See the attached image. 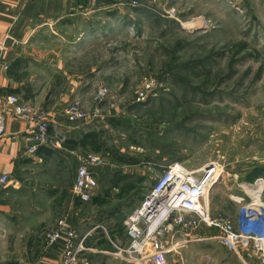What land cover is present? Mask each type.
I'll use <instances>...</instances> for the list:
<instances>
[{"label":"rangeland","instance_id":"rangeland-1","mask_svg":"<svg viewBox=\"0 0 264 264\" xmlns=\"http://www.w3.org/2000/svg\"><path fill=\"white\" fill-rule=\"evenodd\" d=\"M59 34L71 47L67 70L81 77L77 98L90 128L101 134L97 155L108 164L133 162L121 161L143 173L138 187L145 191L172 162L193 170L217 162L221 175H230L209 201L218 213L236 215L227 203L232 194L226 186L236 183L232 174L264 173V0H158L136 8L124 1L65 22ZM59 80L60 90L68 89ZM94 178L97 192L120 181L97 173ZM238 182L263 203L247 182ZM129 202H109L84 220L85 231L100 226L86 248L137 264L141 256L120 253L111 240L113 233L126 235ZM112 209L118 213L111 219ZM221 236L208 225L191 234L172 225L164 238L170 241L168 264H260ZM122 239L117 245L128 248L129 238ZM104 241L107 247L100 248Z\"/></svg>","mask_w":264,"mask_h":264},{"label":"crops","instance_id":"crops-1","mask_svg":"<svg viewBox=\"0 0 264 264\" xmlns=\"http://www.w3.org/2000/svg\"><path fill=\"white\" fill-rule=\"evenodd\" d=\"M124 1L127 0H0V108L8 95H19L47 112L50 134L59 135L61 140L58 148L41 144L32 153L33 123L11 112L6 114L5 135L0 138V177L9 175L13 181L0 193V264H60L70 230L76 232L77 243L85 238L92 239L90 237L100 226L91 224L85 231L82 223L94 219L97 209L109 202L129 200L126 218L150 190L138 187L143 179L142 172L125 169L126 165L118 160L122 165H91L94 176L97 173L120 179L111 184L109 191L95 190L92 200L84 202L73 188L84 157L97 154L87 146L83 148L79 141L96 130L90 128L88 120L73 124L66 114L68 104L79 97L77 78L81 77L67 70L72 60L67 55L71 47L59 31L65 22L90 16ZM59 78L66 82L68 89L60 90ZM227 175L213 187V196L223 192L222 184L230 174ZM232 175L236 183L226 186L232 194L227 203L231 207L235 205L238 213H218L220 209L218 212L214 209L218 206L209 199L208 202L212 215L227 214L235 226H240L239 214L249 201V195L238 181L241 178L244 182H254L264 178V173L248 170ZM122 180L127 182L123 184ZM251 187L254 189L256 185ZM111 190H115V194ZM261 193L264 201V189ZM239 197L244 200H237ZM84 206L89 211L85 212ZM111 211L110 218L117 217L118 210ZM60 221H63L61 238L48 244L46 232L56 228ZM122 236L127 234L113 233L111 240L121 244ZM106 244L108 242L104 241L98 246L105 248ZM108 253L104 250L84 252L75 264H128L122 256L112 258Z\"/></svg>","mask_w":264,"mask_h":264},{"label":"built area","instance_id":"built-area-1","mask_svg":"<svg viewBox=\"0 0 264 264\" xmlns=\"http://www.w3.org/2000/svg\"><path fill=\"white\" fill-rule=\"evenodd\" d=\"M127 2L136 8L144 3H157L158 0H127ZM8 112L33 123L32 139L35 144L30 148L32 153L36 152L41 144L53 148L60 147L59 135L50 134L51 122L47 112L23 100L17 94L8 95L0 108V138L5 135ZM66 114L73 124L83 123L90 117L79 99H74L69 103ZM106 163V158L99 154L84 157L73 187L74 193L82 201L92 200L97 190L91 165ZM220 170L217 162L206 164L199 170L190 169L181 162L166 165L139 206L126 216L124 227L127 237L131 240L128 248L115 244L120 253L126 252L131 256L134 254L141 256L140 259L135 258L138 261H136L137 264H142L143 260L146 261L144 264H168V247L164 238L169 228L172 225L178 226L192 233L203 224L219 229L224 243L232 247L238 246L246 254L257 259L260 264H264V204L258 207L260 210L255 209V200L248 190L249 201L241 209L239 229L227 214H211L208 199L213 187L224 178ZM12 181L9 175L1 176L0 193ZM260 184H263L264 189L263 177L256 179L253 183L247 182L249 186ZM237 200L243 201L244 197H239ZM62 224L63 221H60L56 228L46 232L48 244L61 238ZM77 238L74 230L68 232L60 264H75L84 252L91 251L84 245L86 238L79 243H77ZM85 264L89 263L85 262Z\"/></svg>","mask_w":264,"mask_h":264},{"label":"trees","instance_id":"trees-1","mask_svg":"<svg viewBox=\"0 0 264 264\" xmlns=\"http://www.w3.org/2000/svg\"><path fill=\"white\" fill-rule=\"evenodd\" d=\"M100 136H101V134L97 131L91 132L89 134H86V136H84L82 138V140L79 141V144H81L83 148H86L84 146H87V147H89L90 150L98 153L100 151V148H101V145L99 144ZM63 144H65V142H63ZM119 161H123V162L128 163V164H133V162H131V161L128 162L127 160H123V159L119 160ZM256 172L258 173L260 171L256 170Z\"/></svg>","mask_w":264,"mask_h":264},{"label":"bare ground","instance_id":"bare-ground-1","mask_svg":"<svg viewBox=\"0 0 264 264\" xmlns=\"http://www.w3.org/2000/svg\"><path fill=\"white\" fill-rule=\"evenodd\" d=\"M263 189V184H260V185H256V187L254 188L253 190V193L255 195V198H259L260 197V194H261V190ZM255 206L254 207H258V206H261L264 204V202L262 203L261 201H256L255 203Z\"/></svg>","mask_w":264,"mask_h":264}]
</instances>
